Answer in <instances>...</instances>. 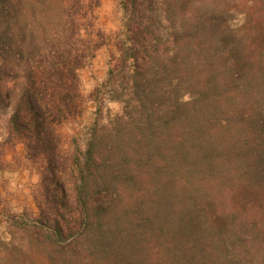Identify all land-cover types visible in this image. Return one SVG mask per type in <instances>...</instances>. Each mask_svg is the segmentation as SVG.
I'll use <instances>...</instances> for the list:
<instances>
[{
    "label": "trees",
    "instance_id": "trees-1",
    "mask_svg": "<svg viewBox=\"0 0 264 264\" xmlns=\"http://www.w3.org/2000/svg\"><path fill=\"white\" fill-rule=\"evenodd\" d=\"M99 3L56 2L48 44L0 75L40 174L37 212L4 219L20 236L0 264H264V0H119L101 93L120 112L70 147L78 71L110 41Z\"/></svg>",
    "mask_w": 264,
    "mask_h": 264
},
{
    "label": "rangeland",
    "instance_id": "rangeland-1",
    "mask_svg": "<svg viewBox=\"0 0 264 264\" xmlns=\"http://www.w3.org/2000/svg\"><path fill=\"white\" fill-rule=\"evenodd\" d=\"M58 1L61 0H0V75L3 82L11 81L19 65L24 64L25 58L34 55L40 46L48 44L59 24L60 10L56 6ZM95 13L97 22L110 41L97 50L95 56L78 71L85 109L80 118L62 128L65 143L70 147L77 145L83 148L88 128L96 118L104 123L120 112L119 103L109 100L107 95L101 93L107 89L104 83L108 70L115 65L119 55V0H100ZM2 43L4 47L1 46ZM98 88L102 91L96 93ZM9 114L10 109L0 97V252L7 250L1 241L7 240L10 232L14 233L16 239L20 236L16 229L7 228L5 217L15 220L18 215L37 212L35 197L40 179L37 166L26 158L24 145L8 133ZM74 137L77 144L73 143Z\"/></svg>",
    "mask_w": 264,
    "mask_h": 264
}]
</instances>
